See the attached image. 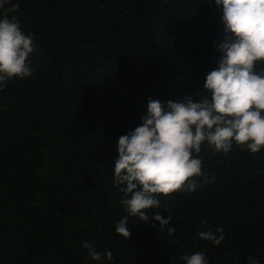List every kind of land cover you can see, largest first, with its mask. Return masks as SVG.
Wrapping results in <instances>:
<instances>
[{"label": "trees", "instance_id": "obj_1", "mask_svg": "<svg viewBox=\"0 0 264 264\" xmlns=\"http://www.w3.org/2000/svg\"><path fill=\"white\" fill-rule=\"evenodd\" d=\"M11 3L19 10L9 18L37 52L32 74L0 89V264H183L205 249L208 264H264V148L202 146L214 183L161 196L147 214L171 212L164 229L129 217L130 238L115 232L126 215L123 186L113 185L115 144L141 123L149 98L203 94L225 39L214 0ZM217 227L218 246L198 238ZM84 241L112 260H91Z\"/></svg>", "mask_w": 264, "mask_h": 264}, {"label": "clouds", "instance_id": "obj_2", "mask_svg": "<svg viewBox=\"0 0 264 264\" xmlns=\"http://www.w3.org/2000/svg\"><path fill=\"white\" fill-rule=\"evenodd\" d=\"M221 9L220 22L225 39L217 46L222 54L217 67L205 77L195 101L170 98L166 103L148 99L147 112L134 130L119 137L115 144L113 185L123 186L120 206L126 215L115 232L128 240L129 217L142 223L158 222L161 229L172 220L159 213L151 217L147 210L160 207V197L177 192H195L206 183H214L203 172L199 158L202 146L214 153L227 154L233 144L255 154L264 148V71H256L264 62V0H214ZM11 5L6 7V5ZM19 4L0 0V89L12 79L32 74L29 57L37 52L34 37L25 34L11 13ZM207 224V222H205ZM169 228L167 233L174 235ZM200 240L219 245L224 229L217 227L197 233ZM88 257L99 261L102 255L112 260L110 250L101 253L84 241ZM206 249L182 255L183 264H208ZM248 264H257L254 257Z\"/></svg>", "mask_w": 264, "mask_h": 264}]
</instances>
